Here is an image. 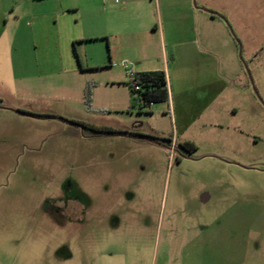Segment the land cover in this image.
<instances>
[{
  "label": "rangeland",
  "instance_id": "obj_1",
  "mask_svg": "<svg viewBox=\"0 0 264 264\" xmlns=\"http://www.w3.org/2000/svg\"><path fill=\"white\" fill-rule=\"evenodd\" d=\"M135 1L126 20L150 16V31L79 48L82 70L36 62L24 24L22 62L54 73L0 81V264H264L262 1L174 0L225 14V46L217 22L221 60L199 34L201 50L178 63L168 45L170 99L152 106L133 104L120 64L134 65L111 51L156 40L157 0ZM147 68L165 71L161 59ZM107 206L97 237L94 210Z\"/></svg>",
  "mask_w": 264,
  "mask_h": 264
},
{
  "label": "crops",
  "instance_id": "obj_2",
  "mask_svg": "<svg viewBox=\"0 0 264 264\" xmlns=\"http://www.w3.org/2000/svg\"><path fill=\"white\" fill-rule=\"evenodd\" d=\"M122 1L125 3L124 7L112 10L110 3L113 0H78V4L75 5L65 3L64 0H0V17L3 16L5 19V23L0 25V81L3 82V79L6 78L19 83L34 77L47 79L53 76L54 72L51 68H45L39 76H31L26 64L22 62L25 39L21 36V32H23L24 24L25 32L29 35L28 40L32 42L33 48L40 53L35 61L50 66L54 60H57V63L67 71L82 70L79 48H84L87 44L98 41H106L108 44L109 37L115 38V35L119 34L125 38L133 36L140 40V34L143 31L149 32L151 29L150 19H148L150 16H145V18L141 16V19L137 17L136 24L127 22L126 18L131 17L133 12L137 11L134 9L136 1ZM173 1L166 0L169 5L164 6L163 12L161 2H165V0L151 2L154 10L156 4L159 7V22L153 29V33L157 35L155 43L134 45L127 39L123 40V45H121L115 39L116 42L111 47L113 57L120 61H129L134 65L136 74L163 72L166 76L168 101L170 99L169 89L172 85L167 62L168 45L173 52L174 61L178 63L183 57L192 56V47L195 50L201 47L199 37L202 36V42L207 49L206 54L218 60L220 57L216 52V45L208 26V24L217 22L221 44L225 46V20L214 15L220 13L221 17L225 19V14L216 10L212 6L213 4L208 3L202 4L203 7H206L200 10L202 13H197L186 3L184 9H176ZM261 1L258 6L264 7V0ZM220 3L225 4V0ZM48 31H51L53 36ZM212 50L216 53L212 54ZM43 55L45 56L43 57ZM111 59L109 56V63L112 67ZM160 59L163 61L165 71L147 68L151 60L158 62ZM152 105L150 104V106ZM113 214L111 206L94 210L95 236H100L102 226L112 222Z\"/></svg>",
  "mask_w": 264,
  "mask_h": 264
},
{
  "label": "trees",
  "instance_id": "obj_3",
  "mask_svg": "<svg viewBox=\"0 0 264 264\" xmlns=\"http://www.w3.org/2000/svg\"><path fill=\"white\" fill-rule=\"evenodd\" d=\"M137 79L141 84L142 91L135 93L130 85V93L133 104L138 102L145 106L155 103H163L168 101L166 76L163 72H147L137 74ZM118 133V132H112ZM119 134H127L121 132ZM195 149V147H193Z\"/></svg>",
  "mask_w": 264,
  "mask_h": 264
},
{
  "label": "built area",
  "instance_id": "obj_4",
  "mask_svg": "<svg viewBox=\"0 0 264 264\" xmlns=\"http://www.w3.org/2000/svg\"><path fill=\"white\" fill-rule=\"evenodd\" d=\"M118 3V0H116ZM117 64H113V67H116ZM121 67H123L126 71L127 76L129 77V84L131 85V88L135 93H139L142 91L141 84L137 79V74L134 73V71L130 68L129 64L127 62H122L120 64Z\"/></svg>",
  "mask_w": 264,
  "mask_h": 264
},
{
  "label": "flooded vegetation",
  "instance_id": "obj_5",
  "mask_svg": "<svg viewBox=\"0 0 264 264\" xmlns=\"http://www.w3.org/2000/svg\"><path fill=\"white\" fill-rule=\"evenodd\" d=\"M17 113H19V114H21V115H23V116H25V115H29V114L24 113V112H18V111H17ZM134 136L142 137V136L139 135V134H134Z\"/></svg>",
  "mask_w": 264,
  "mask_h": 264
},
{
  "label": "water",
  "instance_id": "obj_6",
  "mask_svg": "<svg viewBox=\"0 0 264 264\" xmlns=\"http://www.w3.org/2000/svg\"><path fill=\"white\" fill-rule=\"evenodd\" d=\"M207 12H208V11H207ZM209 13H211V12H209ZM211 14H213V13H211ZM214 15L220 17V18L223 19V20H225L224 18H222L221 16H219V15H217V14H214Z\"/></svg>",
  "mask_w": 264,
  "mask_h": 264
}]
</instances>
